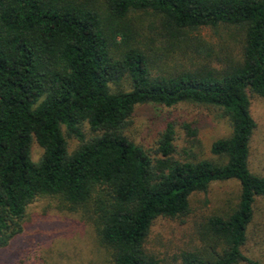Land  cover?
<instances>
[{
  "label": "trees",
  "instance_id": "trees-1",
  "mask_svg": "<svg viewBox=\"0 0 264 264\" xmlns=\"http://www.w3.org/2000/svg\"><path fill=\"white\" fill-rule=\"evenodd\" d=\"M141 15L156 35L136 22ZM220 26L242 37L240 58L208 51L195 66L153 72L156 38L196 49L198 31ZM250 92L264 98V0H0V248L23 231L29 204L54 197L82 212L111 264H161L146 248L155 220L187 216L194 193L237 179L239 202L207 218L202 247L181 257L244 260L254 204L264 197V175L250 167ZM181 102L213 106L230 121L232 133L212 143L215 158L176 157L171 123L158 157L125 133L137 105ZM64 126L80 141L72 152ZM34 139L44 150L38 161Z\"/></svg>",
  "mask_w": 264,
  "mask_h": 264
},
{
  "label": "rangeland",
  "instance_id": "rangeland-1",
  "mask_svg": "<svg viewBox=\"0 0 264 264\" xmlns=\"http://www.w3.org/2000/svg\"><path fill=\"white\" fill-rule=\"evenodd\" d=\"M137 17L147 35H156L149 26L151 17ZM157 31V30H156ZM155 33V34H154ZM198 47L165 46L160 38L151 44L154 52V73H171L195 66L208 51L220 58L241 57L242 37L235 29L220 26L197 32ZM200 49L203 53H199ZM219 55V56H218ZM216 59V58H215ZM217 61V60H216ZM216 63H219L218 61ZM123 87L128 88L127 82ZM251 113L257 123L251 141L250 167L264 175V98L250 92ZM175 127L176 157L189 160L213 159V141L227 137L232 126L217 108L204 104L181 102L174 106L144 103L136 106L125 133L146 149L152 157L156 153L160 134L169 124ZM186 125L196 131L192 136ZM86 137L94 133L89 124H83ZM69 151L79 146V139L63 127ZM32 158L40 160L43 148L32 142ZM240 182L237 179L214 181L206 192L191 197V211L178 218L159 217L155 220L146 241V248L155 254L161 264H183L182 253L203 245L201 225L212 215H226L239 202ZM245 259L237 264H264V197L254 204V217L243 246ZM106 248L99 242L93 225L80 211H71L54 197L39 198L29 204L23 231L8 246L0 248V264H111Z\"/></svg>",
  "mask_w": 264,
  "mask_h": 264
}]
</instances>
